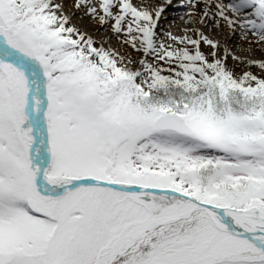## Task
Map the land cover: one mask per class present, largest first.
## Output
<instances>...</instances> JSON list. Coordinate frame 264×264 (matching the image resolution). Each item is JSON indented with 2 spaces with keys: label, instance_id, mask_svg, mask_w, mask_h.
I'll return each instance as SVG.
<instances>
[{
  "label": "snow or ice",
  "instance_id": "obj_1",
  "mask_svg": "<svg viewBox=\"0 0 264 264\" xmlns=\"http://www.w3.org/2000/svg\"><path fill=\"white\" fill-rule=\"evenodd\" d=\"M73 6L138 55L0 0V264H264V59L191 27L264 52V0Z\"/></svg>",
  "mask_w": 264,
  "mask_h": 264
},
{
  "label": "bare ground",
  "instance_id": "obj_2",
  "mask_svg": "<svg viewBox=\"0 0 264 264\" xmlns=\"http://www.w3.org/2000/svg\"><path fill=\"white\" fill-rule=\"evenodd\" d=\"M58 1L65 5L64 14L70 16L72 24L74 26L80 28L82 31H86L88 33V36L96 37L97 46H104V44H106L108 41L111 40V38L113 37L111 30L110 29L107 31L104 30V28L101 27L99 24L94 23L87 16L83 15L82 13H79L78 10L73 6V0H58ZM137 1L138 4L136 6L140 8H144L149 4H156L157 2V0H137ZM182 2L183 0H174V4L176 5H179ZM181 17L187 18L186 10L179 7L172 8V10L167 14L166 19L162 22L161 28H159L158 31H161L162 29V30H167L171 33L173 32L172 33L173 35H182L184 32L185 23L184 20L181 19ZM166 22L170 23L172 30L166 26ZM191 27L192 28L199 27L201 31H204V33L208 32L210 34L209 37L210 39L220 41L221 54L224 47H227L229 51L231 48L236 51L235 56L245 61V64H239L238 61H232L231 58H229L228 61L229 65L230 66L236 65L233 69L235 72L240 73L242 71H248V70H252L253 72H259L258 69L256 68L249 69L246 65V62L249 59H252L253 57H254L253 60L264 59V52L260 51L258 47H254V50L252 52L247 51V49L249 48L248 43L241 40L238 36L235 38L230 37L227 33V30H225L224 32H219L218 30L213 28L211 31H208L205 30L202 26L198 25L197 23H193ZM113 46L118 48L117 45H113ZM106 49H110V48L107 47ZM202 50L206 53L209 51L206 45H202Z\"/></svg>",
  "mask_w": 264,
  "mask_h": 264
},
{
  "label": "rangeland",
  "instance_id": "obj_3",
  "mask_svg": "<svg viewBox=\"0 0 264 264\" xmlns=\"http://www.w3.org/2000/svg\"><path fill=\"white\" fill-rule=\"evenodd\" d=\"M57 2H59L58 0H57ZM93 2L95 3V0H93ZM134 2V4L135 5H137L138 4V1L137 0H134L133 1ZM72 22V21H71ZM166 26L169 28V29H171V26H170V23L169 22H166ZM172 30V29H171ZM84 32V34L86 35V36H88V33L86 32V31H83ZM173 33V32H172ZM113 34V33H112ZM205 35H207V36H209L210 37V34L208 33V32H205L204 33ZM217 35V34H216ZM93 38V40L95 41V42H97V39H96V37H92ZM113 45H117L118 46V48H116V47H114ZM104 46L107 48H110V49H112V50H119V52H120V54L121 55H130V56H132L133 58H136L137 57V55L138 54H136L135 52H134V50H132L129 46H127V45H123L122 44V38L121 39H117V38H115V36H114V34H113V37L111 38V40L110 41H108L106 44H104ZM103 46V47H104ZM230 52H231V54L232 55H236V51L234 50V49H230ZM123 53V54H122ZM252 59H254V57L252 58Z\"/></svg>",
  "mask_w": 264,
  "mask_h": 264
}]
</instances>
